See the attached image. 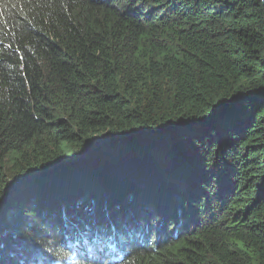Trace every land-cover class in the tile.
Masks as SVG:
<instances>
[{
  "label": "trees",
  "instance_id": "16d2710c",
  "mask_svg": "<svg viewBox=\"0 0 264 264\" xmlns=\"http://www.w3.org/2000/svg\"><path fill=\"white\" fill-rule=\"evenodd\" d=\"M37 259L264 264V0H0V264Z\"/></svg>",
  "mask_w": 264,
  "mask_h": 264
},
{
  "label": "rangeland",
  "instance_id": "374dc122",
  "mask_svg": "<svg viewBox=\"0 0 264 264\" xmlns=\"http://www.w3.org/2000/svg\"><path fill=\"white\" fill-rule=\"evenodd\" d=\"M41 261V259H37L36 261L32 262V264H37Z\"/></svg>",
  "mask_w": 264,
  "mask_h": 264
},
{
  "label": "snow or ice",
  "instance_id": "6c2138e0",
  "mask_svg": "<svg viewBox=\"0 0 264 264\" xmlns=\"http://www.w3.org/2000/svg\"><path fill=\"white\" fill-rule=\"evenodd\" d=\"M87 242H88L87 240L84 241V243H87ZM95 242L96 243H99L100 241L99 240H96Z\"/></svg>",
  "mask_w": 264,
  "mask_h": 264
}]
</instances>
